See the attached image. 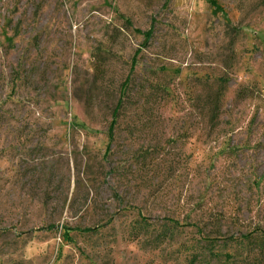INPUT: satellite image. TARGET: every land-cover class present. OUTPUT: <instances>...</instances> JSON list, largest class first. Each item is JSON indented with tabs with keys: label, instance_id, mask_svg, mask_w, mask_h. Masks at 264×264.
<instances>
[{
	"label": "rangeland",
	"instance_id": "374dc122",
	"mask_svg": "<svg viewBox=\"0 0 264 264\" xmlns=\"http://www.w3.org/2000/svg\"><path fill=\"white\" fill-rule=\"evenodd\" d=\"M263 238L264 0H0V264H264Z\"/></svg>",
	"mask_w": 264,
	"mask_h": 264
},
{
	"label": "trees",
	"instance_id": "16d2710c",
	"mask_svg": "<svg viewBox=\"0 0 264 264\" xmlns=\"http://www.w3.org/2000/svg\"><path fill=\"white\" fill-rule=\"evenodd\" d=\"M120 17L125 18V16L123 14L120 15ZM126 22H130V20L128 18H125ZM135 64V62H134ZM221 97H222V90L218 91V93L215 95V97L213 98V108L211 110V117H210V122L212 124V127H216L217 126V120L219 117V111H220V102H221ZM120 109H121V102L118 104L117 108L114 111V121L112 122L111 128L113 130L114 128V124L116 123L117 119L120 116ZM87 230H90V228H88ZM259 243V247L263 253L264 256V238L260 239L257 241Z\"/></svg>",
	"mask_w": 264,
	"mask_h": 264
}]
</instances>
